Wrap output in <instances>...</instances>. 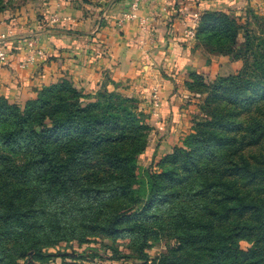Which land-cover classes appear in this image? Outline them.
<instances>
[{"label":"trees","instance_id":"16d2710c","mask_svg":"<svg viewBox=\"0 0 264 264\" xmlns=\"http://www.w3.org/2000/svg\"><path fill=\"white\" fill-rule=\"evenodd\" d=\"M245 18L201 16L199 45L243 66L191 74L190 91L207 89V119L158 173L138 164L149 116L110 79L94 100L67 79L23 106L0 98V264L91 238L131 239L143 253L162 234L176 240L169 264H264V31L253 36L261 17Z\"/></svg>","mask_w":264,"mask_h":264},{"label":"crops","instance_id":"0c3cea01","mask_svg":"<svg viewBox=\"0 0 264 264\" xmlns=\"http://www.w3.org/2000/svg\"><path fill=\"white\" fill-rule=\"evenodd\" d=\"M132 1H26L0 12L6 50L0 47L7 52L0 63V98L23 106L62 79L85 93L100 91L110 79V91L139 100L149 125L164 129L160 149L168 152L183 134L179 130L188 128L190 74L216 79L243 66L220 57H210L208 64L185 35L193 14L215 9L239 14L258 7L264 13V0H144L139 19L118 26Z\"/></svg>","mask_w":264,"mask_h":264},{"label":"rangeland","instance_id":"374dc122","mask_svg":"<svg viewBox=\"0 0 264 264\" xmlns=\"http://www.w3.org/2000/svg\"><path fill=\"white\" fill-rule=\"evenodd\" d=\"M26 1L39 0H0V12H4L9 9L16 10L20 8ZM218 1L222 0H213V2L216 3ZM206 11L225 12L238 19H241L242 22H245L246 14L251 11L257 16L261 17L258 21H251L250 30L252 31L253 36H262V32L264 31V13L259 7L257 9L248 8L245 13L243 12L239 14H236V12L232 13V11H220L218 9L202 10L201 12L195 13L200 15L197 21V28L199 26L201 16ZM195 14H193L192 16L193 20ZM187 23L188 21L186 22V24ZM188 40L190 42V39ZM195 40H192V42H196L195 48L198 50L200 49V51L206 54V56L208 57V64L212 62L210 57H220L221 59L230 61V58L226 56L207 53L205 48L199 45L198 41ZM242 40L243 34L241 33L239 41L242 43ZM0 41L1 46L6 50V45L3 42L4 40L1 39ZM198 45L200 47H198ZM238 73H229L221 77L226 78L229 76H236ZM191 74L186 83L192 82ZM201 76L205 77L208 80H216L219 78L217 77L216 79H210L204 75ZM185 86L186 89L190 92V96L186 99L187 102L185 103L186 109L190 111L189 113L186 112L187 122L184 125L188 128L185 130V132H182V130L178 129L183 134L179 137L178 141L174 143V147L168 149V152H164L162 149H160V146L164 145L162 144L161 137V135L165 133L164 129L160 130L158 125L156 127H152V131L150 132L149 138L147 140L146 150L138 157V164L143 170L151 168L153 173H158L160 171V168L158 167L160 160L166 155L172 153L174 148L182 147L184 145V140L188 135L193 133V130L196 128L197 123L203 122L207 119V117L205 116L206 108H204V101L208 95L207 93H202V91H207V89L205 87L199 88V86H195L194 88L196 90L190 91L186 84ZM96 93L97 92H90L86 94L90 95L91 99L94 100L97 95ZM139 105L145 111V108L140 101ZM13 246L14 237H12L11 240L7 241L6 243H3L2 248L4 249V251H6ZM174 246H176V240L169 239L168 236L164 234L152 240L149 246L144 248L143 253H140L138 251L139 247L136 246L131 239L110 240L102 238H91L86 241L73 240L61 242L54 247L43 248L38 254H36L34 251H30L25 258H17L16 263L13 264H169L168 261L163 262L162 258L163 256H165V254L169 253L170 249ZM241 246L243 249L249 248V245L247 243H243ZM6 261L8 262V260Z\"/></svg>","mask_w":264,"mask_h":264},{"label":"built area","instance_id":"2783aa9c","mask_svg":"<svg viewBox=\"0 0 264 264\" xmlns=\"http://www.w3.org/2000/svg\"><path fill=\"white\" fill-rule=\"evenodd\" d=\"M144 0H133L130 4L129 10L125 13H123L117 21L118 26L123 27L125 24L138 20V13L140 10L141 3ZM200 15L195 14L194 15V23L190 26H186V32L185 35L191 40H195L196 37V31H197V21L199 19ZM32 46V44H30ZM7 59V52L0 47V63L5 62Z\"/></svg>","mask_w":264,"mask_h":264}]
</instances>
